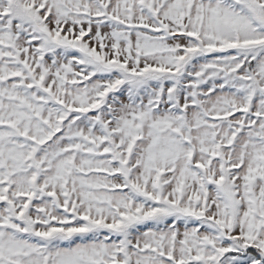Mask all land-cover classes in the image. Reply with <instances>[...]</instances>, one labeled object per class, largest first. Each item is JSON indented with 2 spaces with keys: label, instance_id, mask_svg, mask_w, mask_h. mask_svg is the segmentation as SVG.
<instances>
[{
  "label": "snow or ice",
  "instance_id": "snow-or-ice-1",
  "mask_svg": "<svg viewBox=\"0 0 264 264\" xmlns=\"http://www.w3.org/2000/svg\"><path fill=\"white\" fill-rule=\"evenodd\" d=\"M0 264H264V0H0Z\"/></svg>",
  "mask_w": 264,
  "mask_h": 264
}]
</instances>
